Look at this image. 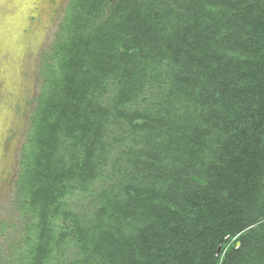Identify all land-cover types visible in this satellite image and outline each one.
Wrapping results in <instances>:
<instances>
[{"label":"trees","instance_id":"16d2710c","mask_svg":"<svg viewBox=\"0 0 264 264\" xmlns=\"http://www.w3.org/2000/svg\"><path fill=\"white\" fill-rule=\"evenodd\" d=\"M0 264H264V0H69Z\"/></svg>","mask_w":264,"mask_h":264},{"label":"rangeland","instance_id":"374dc122","mask_svg":"<svg viewBox=\"0 0 264 264\" xmlns=\"http://www.w3.org/2000/svg\"><path fill=\"white\" fill-rule=\"evenodd\" d=\"M69 0H0V230L16 220L14 180L41 86V54Z\"/></svg>","mask_w":264,"mask_h":264}]
</instances>
